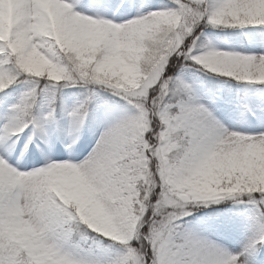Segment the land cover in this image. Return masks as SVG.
<instances>
[{
  "label": "snow or ice",
  "instance_id": "obj_1",
  "mask_svg": "<svg viewBox=\"0 0 264 264\" xmlns=\"http://www.w3.org/2000/svg\"><path fill=\"white\" fill-rule=\"evenodd\" d=\"M0 264H264V0H0Z\"/></svg>",
  "mask_w": 264,
  "mask_h": 264
}]
</instances>
